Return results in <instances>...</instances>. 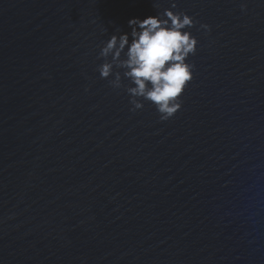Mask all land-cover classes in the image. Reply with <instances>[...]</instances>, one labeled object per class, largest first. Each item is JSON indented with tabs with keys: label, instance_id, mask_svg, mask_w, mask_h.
<instances>
[{
	"label": "water",
	"instance_id": "95a60500",
	"mask_svg": "<svg viewBox=\"0 0 264 264\" xmlns=\"http://www.w3.org/2000/svg\"><path fill=\"white\" fill-rule=\"evenodd\" d=\"M174 2L199 44L161 120L95 69L173 0H0V264H264V0Z\"/></svg>",
	"mask_w": 264,
	"mask_h": 264
},
{
	"label": "clouds",
	"instance_id": "9594fccd",
	"mask_svg": "<svg viewBox=\"0 0 264 264\" xmlns=\"http://www.w3.org/2000/svg\"><path fill=\"white\" fill-rule=\"evenodd\" d=\"M153 7L161 8L158 3ZM196 23L192 15L177 8L174 0L155 15L133 17L128 20L130 32L117 28L99 46L97 59L102 62L95 70L107 80L114 68L123 69V76L117 71L111 85L119 89L127 79L124 89L131 110H140L144 101H149L160 119L168 120L182 107L181 96L194 76L195 66L187 58L195 54L199 44L191 32ZM200 27L211 30L207 23Z\"/></svg>",
	"mask_w": 264,
	"mask_h": 264
}]
</instances>
